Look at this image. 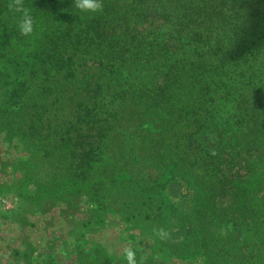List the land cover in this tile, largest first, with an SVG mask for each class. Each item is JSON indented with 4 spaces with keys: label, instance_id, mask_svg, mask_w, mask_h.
I'll return each instance as SVG.
<instances>
[{
    "label": "trees",
    "instance_id": "1",
    "mask_svg": "<svg viewBox=\"0 0 264 264\" xmlns=\"http://www.w3.org/2000/svg\"><path fill=\"white\" fill-rule=\"evenodd\" d=\"M9 2L0 0V91L12 93L0 125L47 181L28 200L107 192L118 168L140 164L166 179L127 182L149 199L170 181L194 192L192 210L170 208L171 250L264 264V0H103L100 14L75 0H24L32 37ZM78 255L112 264L100 249Z\"/></svg>",
    "mask_w": 264,
    "mask_h": 264
},
{
    "label": "rangeland",
    "instance_id": "2",
    "mask_svg": "<svg viewBox=\"0 0 264 264\" xmlns=\"http://www.w3.org/2000/svg\"><path fill=\"white\" fill-rule=\"evenodd\" d=\"M11 93V88L0 91V107L7 104ZM3 127L0 125V264H78L80 250L89 254L97 249L112 264H127L122 254L125 245L132 246L142 260L152 259L156 264H205L202 256L173 251L154 234L159 228L174 231L171 206L185 212L193 209L194 192L185 182L170 181L162 195L154 194L151 200V195L141 194L127 182L139 176L148 182L154 177V184L166 179L139 164L127 170L118 168L107 192L71 193L64 200L32 202L28 198L45 188L47 181L36 177L38 163L32 150ZM121 148L114 142L105 152L110 171L120 161Z\"/></svg>",
    "mask_w": 264,
    "mask_h": 264
},
{
    "label": "clouds",
    "instance_id": "3",
    "mask_svg": "<svg viewBox=\"0 0 264 264\" xmlns=\"http://www.w3.org/2000/svg\"><path fill=\"white\" fill-rule=\"evenodd\" d=\"M75 7L85 14H100L103 12V0H75ZM8 8L19 14L18 29L22 36L32 37L36 32V22L24 4V0H10ZM215 154V153H213ZM155 236L161 241H167L171 238L170 233L164 228L154 230ZM221 235H226L224 228L220 230ZM127 264H138L136 250L130 246L125 245L122 252Z\"/></svg>",
    "mask_w": 264,
    "mask_h": 264
}]
</instances>
